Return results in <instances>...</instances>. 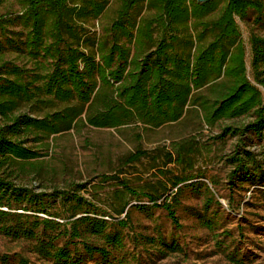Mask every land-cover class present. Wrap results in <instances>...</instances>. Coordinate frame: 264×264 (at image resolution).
Returning a JSON list of instances; mask_svg holds the SVG:
<instances>
[{"label": "trees", "instance_id": "trees-1", "mask_svg": "<svg viewBox=\"0 0 264 264\" xmlns=\"http://www.w3.org/2000/svg\"><path fill=\"white\" fill-rule=\"evenodd\" d=\"M8 1L0 0V8ZM111 1L21 0L20 15H0L2 36L16 23L25 31L21 44L10 41L8 46L31 60H44L49 68L41 77L42 85L36 86V81H28L26 70L7 64L0 67V208L8 210L0 211V220L4 221L0 231L15 240L38 242L36 253L64 264L81 263V258L69 250L74 240H84L83 249L89 257L98 254L107 259L109 253L90 246L87 238L121 248V231L129 227L130 209L115 193L118 220L116 231L109 233L110 225L105 220L90 217L98 214L91 210L93 204L80 196L84 186L70 185L50 194L26 187V177L41 179L44 174L42 162L37 160L40 154L26 146L28 141L43 144L52 136L86 126L157 129L179 122L191 109L206 127L249 114L254 117L246 126L222 129L219 138H243L247 134L264 137V38L253 35L249 39L251 82L236 23V19L246 20L249 13L263 22L264 0H213L207 4L195 0H118L104 36L97 37L88 27L107 12ZM143 7L151 14L140 17ZM54 101L64 107L42 118L19 113L23 105ZM196 150L194 140L174 142L170 152L159 156L165 166L173 165L186 173L193 171ZM259 156L260 160L237 146L229 160L233 166L228 175L230 185L247 180L255 186L264 185V150ZM142 158L150 155L137 150L124 164L138 163ZM189 178L173 177L170 184L175 192L171 193L166 186L158 192H137L119 177L103 179L115 181L125 195L146 199L153 209L166 213L176 230H181L177 209ZM200 186L204 188V200L197 219L204 229L212 231L217 227L218 212L209 209L212 205L219 208L220 203L207 186ZM190 187L195 188L193 184ZM258 193L264 198V191ZM55 200L61 203L65 215L47 210L48 202ZM38 214L69 221L60 224L41 220ZM79 214L83 216L75 219ZM122 215L124 219L119 220ZM47 233L49 241H41ZM61 238L67 240L58 248L53 243ZM135 241L170 253L181 251L175 243L168 244L161 233L156 239L138 236ZM8 260L1 256L0 264H8ZM18 264L28 262L20 259Z\"/></svg>", "mask_w": 264, "mask_h": 264}, {"label": "rangeland", "instance_id": "rangeland-1", "mask_svg": "<svg viewBox=\"0 0 264 264\" xmlns=\"http://www.w3.org/2000/svg\"><path fill=\"white\" fill-rule=\"evenodd\" d=\"M117 8L118 0H112L107 12L88 27L91 32L97 37L104 36V29L113 20ZM22 11L21 0H11L0 8V15L15 18ZM150 14L143 7L139 16L146 17ZM236 23L245 46L247 77L253 82L249 39L253 35L264 38V18L260 23L254 14L249 13L246 20L236 19ZM24 39L25 31L18 23L9 26L5 35L0 34V67L7 64L24 69L29 73L28 81H36V86H40L43 82L41 77L49 69L48 63L41 59L31 60L25 53L8 46L10 41L21 44ZM63 107L64 104L56 101L39 106L28 104L23 105L19 113L42 118ZM253 121L254 117L249 114L206 127L202 124L200 115L191 109L179 122L157 129L145 130L135 126L119 129L79 127L52 136L43 144L28 141L26 146L33 147L40 154L37 160L42 162L44 174L41 179L28 176L23 184L34 192L47 194L54 189L66 190L70 185L84 186L79 194L93 204L91 210L98 214L90 217L105 220L110 225L109 233L116 231L115 222L118 220V207L113 203L114 194H120L128 205L131 214L129 227L121 231L123 246L112 248L102 240L87 238L86 242L90 246L107 250L108 258L102 259L98 254L87 256L83 249L84 240H74L69 250L81 258L80 264H264V198L258 193V190L264 191V185L255 186L247 180L243 183L238 181L232 186L228 181V175L233 170L229 160L234 156L235 148L242 146L246 152L260 160L259 155L264 150V137L256 138L247 134L243 138H219L222 129L246 126ZM191 140L197 146L193 155L192 172L184 173L182 168L164 165L160 154L170 152L174 142ZM137 150L145 151L150 158L125 165V159ZM104 176L119 177L137 192H158L166 186L170 193L175 192L170 184L173 177H190V181L184 184L187 187L183 190L181 206L177 209L182 229L176 230L166 213L153 209L146 199L125 195L115 181L105 182ZM190 184L195 186L193 190ZM200 184L207 186L214 194L215 201L220 203L219 208L212 205L209 209L211 212H218L217 227L212 231L204 229L197 219L202 212L204 200V188ZM142 207H147V211L138 209ZM47 210L51 214L65 215V209L57 200L49 201ZM0 211L8 212L6 208H0ZM107 214L110 217H106ZM37 216L41 220L50 219L60 224L69 221L50 218L44 214ZM82 216L79 214L75 219ZM122 219L124 215L119 218ZM3 223L0 220V228ZM5 223L9 224L6 220ZM60 231H63V227ZM158 233L162 234L168 244L175 243L181 251L170 253L135 241L138 236L156 239ZM48 236L49 233L41 236V241L48 242ZM66 240L61 238L53 244L59 248ZM37 245L38 242L35 241L6 237L0 231V257H8V264H18L20 259L26 260L28 264H64L36 253Z\"/></svg>", "mask_w": 264, "mask_h": 264}, {"label": "water", "instance_id": "water-1", "mask_svg": "<svg viewBox=\"0 0 264 264\" xmlns=\"http://www.w3.org/2000/svg\"><path fill=\"white\" fill-rule=\"evenodd\" d=\"M197 3L199 4H207V3H210L212 2L213 0H195Z\"/></svg>", "mask_w": 264, "mask_h": 264}]
</instances>
